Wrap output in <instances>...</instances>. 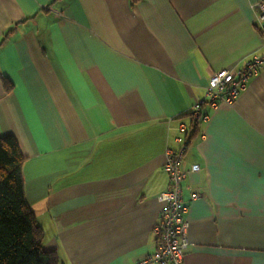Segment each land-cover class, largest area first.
Instances as JSON below:
<instances>
[{
  "label": "crops",
  "instance_id": "obj_1",
  "mask_svg": "<svg viewBox=\"0 0 264 264\" xmlns=\"http://www.w3.org/2000/svg\"><path fill=\"white\" fill-rule=\"evenodd\" d=\"M261 1L0 0V42L14 30L0 46V138L18 143L26 203L60 264L155 251L181 125L182 264H264ZM254 57L233 104H204L196 123L210 77Z\"/></svg>",
  "mask_w": 264,
  "mask_h": 264
},
{
  "label": "built area",
  "instance_id": "obj_2",
  "mask_svg": "<svg viewBox=\"0 0 264 264\" xmlns=\"http://www.w3.org/2000/svg\"><path fill=\"white\" fill-rule=\"evenodd\" d=\"M258 21L264 23V0L257 5ZM264 39V27H261ZM262 62L254 57L244 68L236 71L222 69L214 73L206 89L205 98L197 103L191 114L194 121L207 120L201 108L209 104L216 108L220 104L232 105L238 94L245 90L249 79L256 74V66ZM182 136L176 139L179 149L168 154L165 171L168 175V187L158 196V202L163 204L158 222L153 229L155 251L143 257L137 264H182L185 251L188 248V222L185 219L187 207L182 199V182L187 172L180 167L181 159L189 145V135L185 125L179 127ZM193 170V169H192ZM196 194L192 198L196 199Z\"/></svg>",
  "mask_w": 264,
  "mask_h": 264
},
{
  "label": "trees",
  "instance_id": "obj_3",
  "mask_svg": "<svg viewBox=\"0 0 264 264\" xmlns=\"http://www.w3.org/2000/svg\"><path fill=\"white\" fill-rule=\"evenodd\" d=\"M13 31L9 30L2 37L0 46ZM2 83L6 87L4 79ZM23 163L24 157L14 137H1L0 264H60L55 251L44 250L42 228L26 203L22 180Z\"/></svg>",
  "mask_w": 264,
  "mask_h": 264
}]
</instances>
